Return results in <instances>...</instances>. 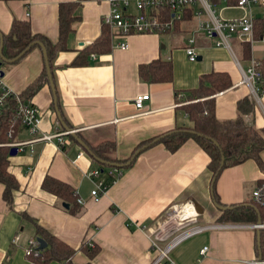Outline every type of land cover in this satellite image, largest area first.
<instances>
[{"label":"crops","instance_id":"0c3cea01","mask_svg":"<svg viewBox=\"0 0 264 264\" xmlns=\"http://www.w3.org/2000/svg\"><path fill=\"white\" fill-rule=\"evenodd\" d=\"M64 2H78L77 15L81 18L74 24L69 49L58 52L52 62L61 114L69 125L59 117L57 106L56 110L52 107L55 98L51 84H44L32 97L42 112L40 135L69 128L84 133L92 142L114 137L116 156L126 159L142 141L190 125L175 94L194 88L203 73L222 71L231 79L232 85L215 95L218 120L234 119L238 100L252 97L242 78L250 58H264V26L261 34L247 43L249 58L243 57L245 42L234 40L232 52L214 47L195 32L190 18L180 23V29L162 34H131L126 49L111 38L109 52L93 53L97 59L91 54L89 63L82 66L71 63L100 36L103 16L110 11L108 0H0V32L8 33L15 18L29 20L34 33L56 44L59 6ZM216 3L223 17L241 13L233 3ZM254 14L264 23V6H256ZM189 36H195V61H190L184 50ZM158 58L172 62L173 80L150 83L140 79L138 66ZM44 65L42 50L34 49L21 61L3 67L4 84L15 92H24L42 74ZM138 95L149 96L142 108L134 105ZM246 119L258 129L264 127V90L261 105L255 104L253 117ZM31 138L23 127L16 141ZM65 140L64 147L55 141H38L10 157V169L19 181V189L11 208L0 183V264H42L26 255L28 239L36 236L37 224L77 250L73 264H153L156 253L140 226L161 218L170 205L178 202H193L201 224H243L217 220L221 211L212 200L209 156L193 139L186 140L175 152L168 151L162 143L145 149L99 201L93 199L94 183L86 176L89 170L100 168L99 164L78 139L73 141L66 135ZM80 153L83 155L78 158ZM260 158L264 163V149ZM47 176L74 187L77 199L84 201L77 212L43 189ZM263 179L264 172L252 159L225 168L215 184L218 199L227 205L252 202V192ZM16 235L20 240L15 243ZM85 243L99 247L93 258L81 249ZM203 246H208V251L200 256ZM170 256L175 264H255L256 232L246 226L204 230L177 244ZM48 264L62 263L54 260Z\"/></svg>","mask_w":264,"mask_h":264},{"label":"trees","instance_id":"16d2710c","mask_svg":"<svg viewBox=\"0 0 264 264\" xmlns=\"http://www.w3.org/2000/svg\"><path fill=\"white\" fill-rule=\"evenodd\" d=\"M233 3L234 0H229ZM78 2H64L59 6V40L54 44L49 38L42 34L34 33L32 24L29 20L15 18L12 22L11 29L8 33H1L3 37L2 55L11 60L20 55L27 47L31 49L18 61L25 58L32 50L41 49L35 42H42L49 56L50 64L53 72V60L58 52L68 50V42L71 35L75 31L74 24L80 20L77 15ZM170 17V13H168ZM185 19L190 18L189 11L186 12ZM181 21L175 23V30L180 29ZM264 23L262 19L256 18L254 22V37L261 34ZM0 35V41H1ZM111 49V33L109 27L103 23L100 36L92 43L84 47L78 54L77 58L71 65L82 66L89 63V56L93 53L104 54ZM243 57L249 58V45L243 44ZM260 60V67H264V58ZM14 63L3 62L0 69L4 72L5 65ZM138 76L140 79L150 83L171 82L173 80V64L170 60L161 58L154 59L148 63L138 66ZM50 84L46 65L43 67L42 74L27 88L21 92L23 98H32L44 84ZM232 85L230 76L226 72L214 71L203 73L199 76L198 84L191 89L176 91V101L180 103L190 125L178 126L169 132L155 136L139 143L131 155L126 159H119L116 156V140L114 137H107L99 141H90L84 133L77 132V136L88 147L92 158L99 164L100 169L105 173V177L109 182L114 180V175L110 174V170L117 168L120 172L132 165L136 157L145 149L162 143L170 152H175L186 140L193 139L209 156L207 164L211 171L212 200L214 203L230 206L231 208L221 211L218 221L225 223H256L260 218L264 221V205L246 202L240 204H223L219 201L215 184L218 176L223 169L232 167L252 159L256 162L262 172H264V163L260 158V152L264 149V127L256 128L252 121H248V116L253 117L255 102L252 97H244L237 102L236 117L231 120H218L215 115V95L228 89ZM260 91L264 90V72L262 80L258 83ZM57 92V91H56ZM17 100L13 96H9L0 108V183L4 185L3 197L9 207H13L15 192L19 189V181L11 172L10 151L11 148L7 143L16 140L21 128L24 127L22 118L17 113ZM56 106L61 112L60 103L53 101L52 107L56 110ZM62 119L66 125H69L67 119L62 115ZM68 122V123H67ZM13 129L15 134L12 138L8 136V132ZM73 141L77 139L68 134ZM158 139L157 142L155 140ZM144 146H147L146 148ZM144 147V148H143ZM141 151L134 155L137 150ZM223 159V162H222ZM130 161L126 167L118 165L125 164ZM222 162V163H221ZM121 175H119L120 177ZM113 184V183H112ZM43 189L53 193L61 202L71 205L70 210L77 212L79 204L74 187L70 184L47 176L42 184ZM37 224V223H36ZM36 237H42L47 241V247L42 249V254L37 260L42 264H48L51 261H59L62 264H73V256L77 252L76 249L59 239L55 235L50 234L40 225H36ZM260 245L258 247L256 240V254L262 256L264 260V229L260 230ZM81 249L93 258L99 251V247L92 248L88 243L81 246ZM91 264V263H88Z\"/></svg>","mask_w":264,"mask_h":264},{"label":"built area","instance_id":"2783aa9c","mask_svg":"<svg viewBox=\"0 0 264 264\" xmlns=\"http://www.w3.org/2000/svg\"><path fill=\"white\" fill-rule=\"evenodd\" d=\"M29 1V0H25ZM110 11L103 16V23L111 31V38L117 40V45L121 49L127 48V37L131 34L143 33H165L175 28L177 21H194V30L197 34L207 39L214 47L233 51V42L252 43L254 41V22L256 16L254 8L264 6V0H234L233 7L240 10V15L235 17H223L216 8V0H108ZM225 3L229 0H223ZM229 6V5H228ZM189 11L190 18L185 19L186 12ZM170 13V17H168ZM29 16V12H27ZM190 61L197 59L195 47V36H189L187 45L184 48ZM93 59H97L96 54H92ZM239 64V62L237 61ZM264 72L260 67V60L249 59V64L244 71L242 83L250 87L251 96L257 105H261L263 91L259 89L258 83L262 80ZM2 70L0 69V108L9 96L17 100V113L22 118L24 128L28 129L32 138L29 141L17 142L16 140L7 143L10 147H17L18 152L26 150L27 145H32L38 141H55L58 146L64 147L67 142L65 136L76 132L67 130L57 134H39L42 112L32 102V98H23L21 92L9 89L3 81ZM149 98L148 95H138L134 98L136 108H142L143 102ZM15 130L11 129L8 136L12 138ZM33 150V148L31 147ZM83 153L78 155L81 157ZM114 175V180L109 182L102 169L89 170L86 176L94 183L91 195L95 201H99L107 192L108 188L115 183L119 175H122L117 168L110 170ZM252 202L264 205V179L256 186L251 196ZM78 204L83 205L82 198L77 199ZM199 212L191 201L178 202L170 205L161 218L151 221L149 224L140 226L150 242V248L154 250L156 256L153 264H175L170 256L171 250L180 242L196 235L204 230L213 228L237 226L250 227L254 230L264 229V221L252 224H201L199 223ZM1 240V238H0ZM20 235L13 238V242H18ZM92 246V244H90ZM208 251V246H203L199 250V255L204 256ZM42 254L41 244L36 236L28 239L26 255L34 258ZM255 264H264V260H256ZM4 264V263H1Z\"/></svg>","mask_w":264,"mask_h":264},{"label":"water","instance_id":"95a60500","mask_svg":"<svg viewBox=\"0 0 264 264\" xmlns=\"http://www.w3.org/2000/svg\"><path fill=\"white\" fill-rule=\"evenodd\" d=\"M0 35H1V33H0ZM3 43H4V41H3V37H2V35H1V41H0V67H1L2 63L5 62V61L10 62V63H14V62L18 61L21 57H23V56H24V55H25V54L31 49V46H29V47L26 48V50H24L20 55H18V56L15 57L14 59L7 60V59L2 55ZM37 44H38V45L41 47V49H42L43 56H44V60H45V65H46V69H47L48 78H49V81H50L51 87H52V89H53V93H54L55 101H56V103H57L58 98H57L56 86H55L54 79H53V72H52V67H51V64H50L49 56H48V53H47V49H46L45 45H44L42 42H35V43H33V45H37ZM2 75H4V72H3V71H2ZM57 111H58L59 117L61 118L62 114H61V112L59 111V108H58V107H57ZM68 130H71V129L68 128ZM72 135H73L76 139H78V141H79L82 145H84V147H85L86 149H88V147H87L86 144L82 141V139H80V138L77 136L76 132H72ZM157 141H158V139L155 140V142H157ZM144 147L146 148L147 146H144ZM144 147H143V148H144ZM140 151H141V149L137 150V151L135 152L134 155H137ZM17 154H18V148H17V147H12V148H11V151H10V155H11V156H15V155H17ZM222 162H223V159H222ZM222 162H221V163H222ZM129 163H130V161L126 162L125 164L118 165V166H120V167H126ZM213 182H214V181L211 182V192H212V185H213ZM214 204H215V206H216L219 210H221V211H224V210H227V209L231 208L230 206H224V205H220V204H217V203H214ZM63 206H65L66 208H69V207H70V204L64 202V203H63ZM260 222H261V219L259 218V219L257 220V223H260ZM255 232H256L257 245H258V247H259V245H260V241H259V240H260V229L255 230ZM37 238H38V240H39V242H40V244H41V249H44V248H46V247L48 246V245H47V241H46L44 238H42V237H37ZM261 259H262V256H261L260 251H259L258 260L260 261Z\"/></svg>","mask_w":264,"mask_h":264},{"label":"rangeland","instance_id":"374dc122","mask_svg":"<svg viewBox=\"0 0 264 264\" xmlns=\"http://www.w3.org/2000/svg\"><path fill=\"white\" fill-rule=\"evenodd\" d=\"M191 24V23H190ZM160 34H162V33H160ZM170 35H172V36H174V33L173 32H171V34ZM164 37H167V36H169V35H163ZM172 36H169V38H171ZM176 36V35H175ZM34 237V236H33Z\"/></svg>","mask_w":264,"mask_h":264}]
</instances>
